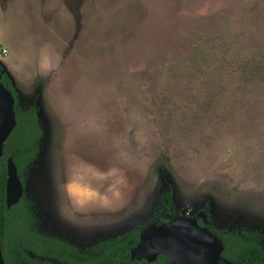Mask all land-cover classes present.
Listing matches in <instances>:
<instances>
[{
	"label": "rangeland",
	"instance_id": "374dc122",
	"mask_svg": "<svg viewBox=\"0 0 264 264\" xmlns=\"http://www.w3.org/2000/svg\"><path fill=\"white\" fill-rule=\"evenodd\" d=\"M0 63L43 129L37 231L87 255L165 214L264 235V0H0Z\"/></svg>",
	"mask_w": 264,
	"mask_h": 264
},
{
	"label": "trees",
	"instance_id": "16d2710c",
	"mask_svg": "<svg viewBox=\"0 0 264 264\" xmlns=\"http://www.w3.org/2000/svg\"><path fill=\"white\" fill-rule=\"evenodd\" d=\"M0 81L14 97L16 119L15 128L4 144L0 160V243L5 264H55V260L61 264H171L162 255L153 262L130 258V251L138 243L141 233L137 229L99 242L92 247L94 251L91 255L80 259L76 248L69 242L36 230L35 219L23 196L17 204L6 207L7 159L12 158L22 183L24 172L39 154L43 129L34 104L23 110L17 108V92L1 63ZM169 197L170 191L165 195V198ZM170 221L165 214L159 224ZM198 224L206 227L202 220H198ZM215 233L222 241V256L232 264H264V249L258 241L260 236L257 232Z\"/></svg>",
	"mask_w": 264,
	"mask_h": 264
},
{
	"label": "water",
	"instance_id": "95a60500",
	"mask_svg": "<svg viewBox=\"0 0 264 264\" xmlns=\"http://www.w3.org/2000/svg\"><path fill=\"white\" fill-rule=\"evenodd\" d=\"M14 103L12 93L0 81V160L4 144L16 125ZM6 174L5 204L10 208L23 195V185L12 158L7 159ZM222 250V242L208 228L193 219H176L144 229L130 251V258L153 262L162 255L171 264H232L222 257ZM0 264H5L1 243Z\"/></svg>",
	"mask_w": 264,
	"mask_h": 264
},
{
	"label": "flooded vegetation",
	"instance_id": "af4514ba",
	"mask_svg": "<svg viewBox=\"0 0 264 264\" xmlns=\"http://www.w3.org/2000/svg\"><path fill=\"white\" fill-rule=\"evenodd\" d=\"M23 196V195H22ZM176 219H193V220H196L197 221V223H198V220H202V219H200V218H194V217H186V216H181V217H177ZM176 219H172L170 222H172L173 220H176ZM203 222V221H202ZM165 223V222H164ZM169 223V222H168ZM162 224V223H161ZM203 224H205L204 222H203ZM159 225V224H158ZM207 228V227H206ZM209 231H210V229H208ZM140 232H142V231H140ZM213 233V232H212ZM214 234V233H213ZM215 235H216V233H215ZM217 236V235H216ZM220 240V239H219ZM262 240H264V238L263 237H259L258 238V241H259V243L261 244V246H262V249H264V245L262 244ZM221 241V240H220ZM222 242V241H221ZM223 246V245H222ZM222 252H223V250H222ZM221 255H222V253H221ZM77 256L80 258V259H84L83 257L84 256H88L87 254H80V253H78L77 252ZM80 256H82V257H80ZM223 257V256H222ZM264 257V256H263ZM224 258V257H223ZM54 263L55 264H61L59 261H54ZM264 263V262H263Z\"/></svg>",
	"mask_w": 264,
	"mask_h": 264
},
{
	"label": "bare ground",
	"instance_id": "6f19581e",
	"mask_svg": "<svg viewBox=\"0 0 264 264\" xmlns=\"http://www.w3.org/2000/svg\"><path fill=\"white\" fill-rule=\"evenodd\" d=\"M1 116H2V112H1V107H0V119H1Z\"/></svg>",
	"mask_w": 264,
	"mask_h": 264
}]
</instances>
